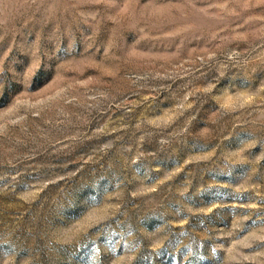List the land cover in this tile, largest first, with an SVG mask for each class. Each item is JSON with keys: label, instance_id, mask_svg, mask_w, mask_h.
Wrapping results in <instances>:
<instances>
[{"label": "rangeland", "instance_id": "rangeland-1", "mask_svg": "<svg viewBox=\"0 0 264 264\" xmlns=\"http://www.w3.org/2000/svg\"><path fill=\"white\" fill-rule=\"evenodd\" d=\"M0 264H264V0H0Z\"/></svg>", "mask_w": 264, "mask_h": 264}]
</instances>
